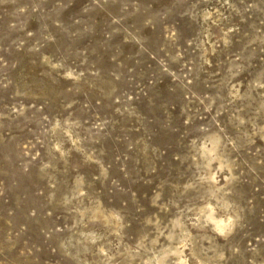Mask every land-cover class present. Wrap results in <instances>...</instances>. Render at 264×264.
Masks as SVG:
<instances>
[{
  "label": "rangeland",
  "instance_id": "1",
  "mask_svg": "<svg viewBox=\"0 0 264 264\" xmlns=\"http://www.w3.org/2000/svg\"><path fill=\"white\" fill-rule=\"evenodd\" d=\"M0 264H264V0H0Z\"/></svg>",
  "mask_w": 264,
  "mask_h": 264
},
{
  "label": "bare ground",
  "instance_id": "2",
  "mask_svg": "<svg viewBox=\"0 0 264 264\" xmlns=\"http://www.w3.org/2000/svg\"><path fill=\"white\" fill-rule=\"evenodd\" d=\"M209 213H210V212H209ZM208 215H209L210 218L212 217L211 213L208 214ZM208 215H207V216H208ZM212 219H213V218H212ZM214 222H215V226H216V228L219 229V230H225L226 228H228V227L231 226V223L226 222V221H214Z\"/></svg>",
  "mask_w": 264,
  "mask_h": 264
}]
</instances>
